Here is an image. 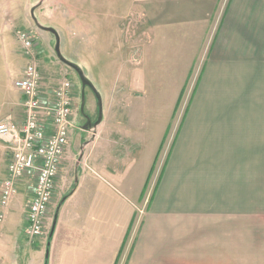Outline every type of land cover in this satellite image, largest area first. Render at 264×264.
Listing matches in <instances>:
<instances>
[{"label":"rangeland","instance_id":"374dc122","mask_svg":"<svg viewBox=\"0 0 264 264\" xmlns=\"http://www.w3.org/2000/svg\"><path fill=\"white\" fill-rule=\"evenodd\" d=\"M146 4L216 5L201 23L183 22L185 45L172 57L159 38L160 16ZM35 5L39 22L59 31L63 54L84 69L101 93L103 120L96 131L81 128V80L57 58L54 35L34 22ZM19 31L34 42L31 57ZM172 39L169 49L174 51L181 42ZM30 62L41 73L46 101L63 81L70 82L73 101L66 151L71 159L65 156L60 165L40 236L42 249L51 240L58 203L74 188L81 169L95 170L99 161L110 171L116 166L118 173L112 177L100 176L125 194L128 185L139 181V169L154 158L167 132L154 174L136 206L128 247L132 249L134 235H139L165 163L182 140L190 165L184 172L199 185L196 193L200 191L204 202L202 229L181 264H264V0H0V122L22 120V95L14 83ZM241 63L246 64L245 88L226 75ZM254 68L259 70L257 79L250 77ZM162 84L164 90L159 89ZM85 96V112L96 118L97 98L88 87ZM227 114L234 116L235 128L224 122ZM1 161L6 171L8 157ZM120 175L126 187L119 186L115 177ZM33 181L31 175L23 179L25 188L31 190ZM176 258L169 264H178Z\"/></svg>","mask_w":264,"mask_h":264},{"label":"crops","instance_id":"0c3cea01","mask_svg":"<svg viewBox=\"0 0 264 264\" xmlns=\"http://www.w3.org/2000/svg\"><path fill=\"white\" fill-rule=\"evenodd\" d=\"M215 5L146 4L145 8L149 12H158L156 16L160 17L157 25L162 30H167L166 33L161 30L159 38L165 42L166 48L174 57L176 53L182 51L185 45L183 36L186 35V27L183 22L188 20L195 21L194 24L201 23L200 20L205 18L209 10L213 11ZM173 37H178L181 45L171 51L169 46L171 47ZM245 65L244 63L235 64V70L226 72L231 82L240 81L244 88L246 85V77H243ZM235 73L236 78L234 79ZM258 75V68L250 71V77L253 79H257ZM42 84L43 82L40 89ZM159 89H165L163 84L159 86ZM179 96L175 106L179 103ZM188 114L189 112L185 114V122L187 117L189 118ZM204 117H208V113ZM233 117L227 114L224 122L235 128V125H232ZM23 120L24 116L22 120L14 121ZM191 130L189 127L188 131ZM181 132L180 135L184 133V131ZM166 134L167 132H164L161 143L155 150L154 158L149 164L139 169V181L134 186L128 185L130 188L124 191L131 197L123 194L116 183L100 176L106 174L108 178L112 177V174L118 171L116 166L110 171L107 170V166H101L99 161L98 170L92 167H88L87 171L81 169L72 189L73 194L63 203L53 236L50 237L51 240L47 242L44 249H42V237L31 242L25 234L26 205L32 197L33 188L31 190L25 188L23 183L25 178L19 180L20 192L14 196L9 207L3 209L0 204V212H6L4 220L0 221L1 224L5 222L0 226V264H169V260L177 259L176 257H179L178 264L185 261V253L193 249L190 245L194 244L196 233L200 232L203 226L201 214L204 201L200 191L198 190L199 194L196 193L197 184L194 183V178L189 180L184 172V168L190 165L185 157L182 140L179 141L177 148L165 163L155 193L144 212V221L141 224L139 235H134L132 249L128 247L137 216L136 206L142 201L143 192L154 174L153 166H156L155 160L164 144ZM198 137L195 136V138ZM213 138L211 135L210 139ZM1 144L3 148L0 150V185L6 177L5 162L1 159L5 161L6 156L8 157L5 146ZM67 150L66 147L62 161L65 156L67 161L71 159ZM181 152L182 159L179 160ZM120 177L121 175L115 177L120 183L119 186L125 185L126 187V184L119 180ZM111 220L113 223L110 222ZM3 232L5 234H1ZM193 246L195 250L196 247ZM41 255L44 260L40 262Z\"/></svg>","mask_w":264,"mask_h":264},{"label":"built area","instance_id":"2783aa9c","mask_svg":"<svg viewBox=\"0 0 264 264\" xmlns=\"http://www.w3.org/2000/svg\"><path fill=\"white\" fill-rule=\"evenodd\" d=\"M18 38L25 53L31 57L33 40L22 31L18 32ZM41 82L37 65L28 63L14 83L22 94L24 120L0 122V141L9 157L6 177L0 185V204L7 209L18 193L19 180L30 175L34 177L33 194L26 205L25 234L31 242L44 233V220L49 214V204L72 127L70 82H61L54 90V99L49 101L41 92ZM5 213L0 212V221L4 220Z\"/></svg>","mask_w":264,"mask_h":264},{"label":"water","instance_id":"95a60500","mask_svg":"<svg viewBox=\"0 0 264 264\" xmlns=\"http://www.w3.org/2000/svg\"><path fill=\"white\" fill-rule=\"evenodd\" d=\"M38 5H35L32 9H31V16L34 20V22L36 23V25L42 29V30H45L47 32H50L51 34L54 35L55 37V46H54V50H55V54L57 56V58L63 62L64 64H66L67 66L71 67L72 69H74L80 80H81V83H82V102H81V111L82 113H84V108H85V102H86V96H85V90L87 87H89L95 94L96 98H97V102H98V117H97V120L91 125V126H83V128L85 130H93V131H96V128L97 126L102 122L103 120V100H102V96H101V93L98 91L97 87L95 86V84L92 82V80L87 76V74L85 73L84 69L76 62L70 60L69 58H67L63 52H62V49H61V36H60V33L59 31L52 27V26H45L43 24H41L35 14V11L37 9ZM88 122H90V119L88 117ZM73 194V190L65 195L64 197H62L58 203V206L55 210V213H54V219H53V222H52V227H51V231H50V237L53 236V233H54V230H55V227H56V224H57V220H58V216H59V212H60V209L63 205V203L65 202V200Z\"/></svg>","mask_w":264,"mask_h":264},{"label":"flooded vegetation","instance_id":"af4514ba","mask_svg":"<svg viewBox=\"0 0 264 264\" xmlns=\"http://www.w3.org/2000/svg\"><path fill=\"white\" fill-rule=\"evenodd\" d=\"M77 73V72H76ZM60 85H61V83H60ZM59 85V86H60ZM58 86V87H59ZM89 88V87H88ZM54 98H52V100H53ZM98 102H97V117H98ZM80 114L82 115V117L83 118H85V120H84V123H83V125H81V128H82V130L83 131H87V132H90L91 130H85L84 128H83V126H91L96 120H97V117L96 118H91V116L89 115V114H87L86 112H85V109H84V113H82V111H81V107H80ZM88 117H89V119H90V122H88ZM70 119H71V122H72V127H73V120H72V114H71V117H70ZM102 123V122H101ZM100 123V124H101ZM72 127H71V129H72ZM68 143H69V141H68Z\"/></svg>","mask_w":264,"mask_h":264}]
</instances>
